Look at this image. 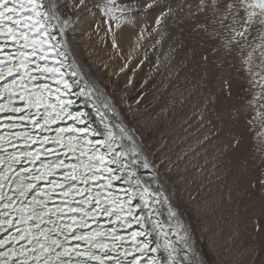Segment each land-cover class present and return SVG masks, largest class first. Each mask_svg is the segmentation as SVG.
Returning <instances> with one entry per match:
<instances>
[{
	"label": "bare ground",
	"instance_id": "bare-ground-1",
	"mask_svg": "<svg viewBox=\"0 0 264 264\" xmlns=\"http://www.w3.org/2000/svg\"><path fill=\"white\" fill-rule=\"evenodd\" d=\"M119 2L125 13L58 0L76 69L151 165L140 173L155 174L177 212L170 219L162 205L167 228L182 226L194 264H264L260 33L228 44L234 33L200 0Z\"/></svg>",
	"mask_w": 264,
	"mask_h": 264
},
{
	"label": "snow or ice",
	"instance_id": "snow-or-ice-1",
	"mask_svg": "<svg viewBox=\"0 0 264 264\" xmlns=\"http://www.w3.org/2000/svg\"><path fill=\"white\" fill-rule=\"evenodd\" d=\"M200 3L234 33L228 44L255 29L264 47V0ZM103 7L127 11L119 0ZM62 14L58 0H0V264H194L182 226L169 239L155 218L168 201L155 176L139 174L151 165L123 143L132 140L126 129L99 109L95 126L71 111L70 95L91 93H73L83 77L69 82L77 72L62 71ZM167 212L177 217L170 204Z\"/></svg>",
	"mask_w": 264,
	"mask_h": 264
},
{
	"label": "rangeland",
	"instance_id": "rangeland-1",
	"mask_svg": "<svg viewBox=\"0 0 264 264\" xmlns=\"http://www.w3.org/2000/svg\"><path fill=\"white\" fill-rule=\"evenodd\" d=\"M69 29V28H68ZM73 62V61H72ZM74 64V63H73ZM75 65V64H74ZM84 78V77H83ZM85 81V80H84ZM93 93V92H92ZM93 96H94V94H93ZM260 102H261V100H260ZM260 111H264L263 109L262 110H260ZM260 111H259V115H260ZM261 114H264V112L263 113H261ZM262 116V115H261ZM264 116V115H263ZM262 116V117H263ZM146 145V144H145ZM262 163L264 164V162H263V160H262ZM148 171H150V170H148ZM262 175H263V178H264V170H263V172H262ZM262 181H264V179L262 180ZM255 183H256V181H255ZM264 185V184H263ZM263 190H264V186H263ZM257 213V212H256ZM260 216V215H259Z\"/></svg>",
	"mask_w": 264,
	"mask_h": 264
}]
</instances>
